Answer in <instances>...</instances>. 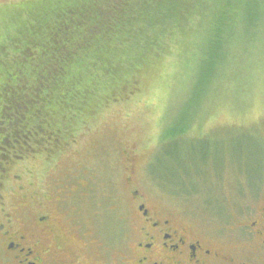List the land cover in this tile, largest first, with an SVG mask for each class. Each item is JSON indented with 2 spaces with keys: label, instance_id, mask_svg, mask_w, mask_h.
I'll return each instance as SVG.
<instances>
[{
  "label": "rangeland",
  "instance_id": "374dc122",
  "mask_svg": "<svg viewBox=\"0 0 264 264\" xmlns=\"http://www.w3.org/2000/svg\"><path fill=\"white\" fill-rule=\"evenodd\" d=\"M24 1L0 0V7ZM257 29L197 94L199 40L188 28L162 61H143L124 75L138 80L134 94L120 91L100 99L95 112L75 114L73 138L51 152L37 145L22 158L14 156L22 151L17 145L12 162L0 159L8 207L20 203L34 212L47 191L56 209L58 194L72 192L62 198L66 207L55 210L58 223L69 227L67 255L82 243L91 255L98 248L120 253L133 225L129 189H143L207 234L236 240L238 224L264 207V24ZM2 143L8 153L11 145ZM77 225L87 231L75 237L80 242L72 231Z\"/></svg>",
  "mask_w": 264,
  "mask_h": 264
},
{
  "label": "trees",
  "instance_id": "16d2710c",
  "mask_svg": "<svg viewBox=\"0 0 264 264\" xmlns=\"http://www.w3.org/2000/svg\"><path fill=\"white\" fill-rule=\"evenodd\" d=\"M261 24L264 0H27L0 7V147L11 145L0 159L12 162L17 145L22 151L14 156L22 158L37 145L51 152L73 138L75 114L95 112L100 99L120 91L134 94L138 80L124 75L143 61H162L188 28L199 40L197 94Z\"/></svg>",
  "mask_w": 264,
  "mask_h": 264
},
{
  "label": "flooded vegetation",
  "instance_id": "af4514ba",
  "mask_svg": "<svg viewBox=\"0 0 264 264\" xmlns=\"http://www.w3.org/2000/svg\"><path fill=\"white\" fill-rule=\"evenodd\" d=\"M129 182L132 185V179ZM4 190L0 189V264H264V207L238 224L232 241L181 220L143 189H129L133 225L120 253L111 256L98 248V255H91L83 243L77 247L75 239L87 234L77 225L72 230L76 238L71 236L72 248H77L67 255L64 239L69 227L58 223L55 210L66 207L62 198L72 192H60L54 209L46 191L40 208L31 212L20 203L9 208Z\"/></svg>",
  "mask_w": 264,
  "mask_h": 264
}]
</instances>
